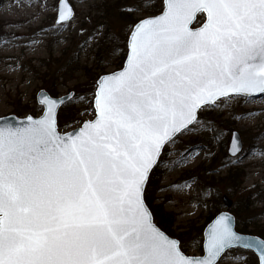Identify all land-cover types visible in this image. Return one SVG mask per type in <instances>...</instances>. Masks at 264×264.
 Masks as SVG:
<instances>
[{"label": "snow or ice", "instance_id": "obj_1", "mask_svg": "<svg viewBox=\"0 0 264 264\" xmlns=\"http://www.w3.org/2000/svg\"><path fill=\"white\" fill-rule=\"evenodd\" d=\"M197 13L206 20L193 31ZM68 19L60 11L54 24ZM128 44L79 132L57 134L54 101L39 120L0 124V264H218L236 246L264 264V240L238 235L227 217L205 256L186 257L143 199L163 147L199 123V109L264 93V0H167Z\"/></svg>", "mask_w": 264, "mask_h": 264}, {"label": "rangeland", "instance_id": "obj_2", "mask_svg": "<svg viewBox=\"0 0 264 264\" xmlns=\"http://www.w3.org/2000/svg\"><path fill=\"white\" fill-rule=\"evenodd\" d=\"M68 2L74 18L56 26L58 0H0V117L17 115L18 107L37 106L40 115L37 92L55 87L57 96L73 93L64 112L69 118L74 114L75 121L64 127L57 123L59 132L92 119L96 80L122 67L132 27L153 16L152 7L161 0ZM200 115L192 130L164 147L154 203L174 215L172 230L190 240L207 216L223 210L239 221L251 215V220L264 224V95L221 98L216 105L199 109ZM233 132L239 135L242 150L229 156ZM227 175L231 177L226 179ZM236 250L224 253L218 264H252ZM185 254L198 252L190 248Z\"/></svg>", "mask_w": 264, "mask_h": 264}, {"label": "water", "instance_id": "obj_3", "mask_svg": "<svg viewBox=\"0 0 264 264\" xmlns=\"http://www.w3.org/2000/svg\"><path fill=\"white\" fill-rule=\"evenodd\" d=\"M167 0H162V3H163V8L162 10L157 13V14H154L153 16H150V17H146V18H143L141 20H144V19H150V18H154V17H157V16H160L162 15L163 13V10H164V6L166 4ZM60 11H66L69 13V19L67 22H61L60 24L58 25H63V24H66L68 22H70L73 18H74V15H75V12L72 8V6L70 5V3L68 2V0H58V3H57V12H56V16H55V20L57 19L58 17V14ZM198 16H202V21L200 23H196V19ZM139 20V21H141ZM206 20V16L204 14H201V13H197L195 14V16L192 18L191 22L189 23V28L193 31L199 29L200 27H202L203 25V22ZM137 21L134 26L132 27L129 35H128V38H127V52H126V56H125V59H124V62H123V65L120 69L116 70V71H113V72H110V73H107V74H103L101 76L98 77V79L96 80V88H95V91H94V97H93V111H94V117L92 119H89V120H85L81 123V125L75 127V128H72L66 132H59L58 131V126H57V113H58V110L60 109V107H62L67 101H69L71 98H72V95L73 93L72 92H69L68 94H65V95H61V96H51L46 90L44 89H40L37 94H36V103L38 105H40L42 107V112L40 115H31V114H27V115H24V116H17V115H14V114H10V115H7V116H3V117H0V124H3L4 123V118H11L10 119V123L13 127L15 126H21V125H24V124H27V122L29 121V118H31V120H39L41 119L43 116H44V113L45 111L47 110V105H48V102L49 101H54L55 102V121H56V132L59 136H62V137H67L68 135L70 134H73V133H77L79 132L84 126L86 123L88 122H91L93 121L95 118H96V111H95V93L97 91V87H98V81L100 80L101 77H106V76H110L112 73H118L120 71L123 70L126 62H127V57H128V53H129V44H128V40H129V37L131 35V32L134 30V27L135 25L139 22ZM56 25V26H58ZM261 95H264V93H254L251 97H257V96H261ZM236 96H243V97H249V96H246L244 94H239V95H236ZM206 106V105H205ZM198 112V111H197ZM167 145V144H166ZM165 145V146H166ZM164 146V147H165ZM163 147V149H164ZM239 148V150H238ZM162 149V151H163ZM240 150H242V147H241V143H240V137L239 135L236 133V132H233L232 133V136H231V140H230V144H229V148H228V155L229 156H236ZM161 151V153H162ZM161 155V154H160ZM160 155L157 157V163L152 167V169H150L149 171V174H148V177H147V180L145 182V185H144V190H145V186L147 184V181H148V178H149V175L151 173V171L154 169V167H156V165L158 164L159 162V158H160ZM143 199H144V192H143ZM144 203H145V200H144ZM225 205L226 206H229L230 205V202L229 201H225ZM145 206L147 207V209L149 210V213H150V220H151V223L152 225L160 232L162 233L165 237H167L168 239L170 240H174V241H177L178 242V246H179V241L166 234L164 231H162L157 225L156 223L154 222L153 220V216H152V213L149 209V207L147 206V204L145 203ZM223 217H227L230 222H231V228L234 232H236L238 235L242 236V237H245V238H255V239H258V240H264L262 239L261 237L257 236V235H250V234H245V233H241L239 231L236 230L235 228V218L234 216L232 215V213H230L229 211H226V210H223V211H220L218 214H216L211 220L210 222H208L204 229H203V232H202V254H199V255H195V256H190V255H186L181 249V252L183 253V255H185L186 257H202V256H205L206 255V248H205V243H206V240H207V237H208V234H209V231L211 230V228L216 224V222L220 219V218H223ZM180 248V247H179ZM233 248H240V249H244V250H248V251H251L253 252V254L256 256L257 258V261H258V264H260V261H261V256H260V253L259 251L255 250V249H245V248H241V247H233ZM231 248V249H233ZM230 250V249H228ZM228 250H226L225 252H227ZM224 255V253L222 254V256ZM220 260V259H219Z\"/></svg>", "mask_w": 264, "mask_h": 264}, {"label": "trees", "instance_id": "obj_4", "mask_svg": "<svg viewBox=\"0 0 264 264\" xmlns=\"http://www.w3.org/2000/svg\"><path fill=\"white\" fill-rule=\"evenodd\" d=\"M162 7H163V4H162V0H161V3L159 2V5L152 7L153 9H152L151 13L152 14L159 13L162 10ZM119 14H121V16L124 15L125 18L130 16V15L124 14V13H119ZM200 18H201V16L197 17V21L200 20ZM125 56H126V52L124 53V55L122 57V62L120 64V66L123 65ZM94 86H95V83H93V87ZM46 91L51 96H57L58 95L57 89L55 87H52V88L46 87ZM70 104H71V102L67 101L58 110L57 123H58V126H60V127L69 126L70 123H73L75 121L72 119L74 114L71 116V118H69L66 115V113L64 112L69 107ZM36 106H37V103H36ZM18 108H16L15 113L17 115H20V116L26 115V114L36 115L37 111L39 110L38 106H37V108L36 107H34V108L20 107V109H18ZM198 120H201V115L198 116ZM157 166L158 165H156V167H154V169L151 171L149 178H148V181H147V184L145 186V190H144V200H145V203L147 204V206L149 207V209L152 213L154 222L166 234L178 239L179 247L184 253L187 252L188 249L193 248L198 252V254H202V232H203V229H204L205 225L214 217V215L216 213L214 215H212L213 217L212 216L206 217L207 219L204 222V224L201 225V227H199L197 229V233H196L197 237L195 239L194 238H192V240L186 239L182 233H176L175 231H173L171 227H172L173 222H174V215L171 213L165 212L161 206L154 203V198H155L154 196H155L156 191L159 189V182H160V178H161V174H162V171ZM230 177H231V175H227L225 178L229 179ZM249 206H250L249 204L246 205V207H249ZM250 217H251V215H250ZM250 217H245L244 219L241 218V221H239L238 218H235L236 230L241 232V233H245V234H254V235H257V236L261 237L262 239H264V224H257V222L255 220H251ZM252 219H254V218H252ZM253 221H255V222H253ZM236 251H238L239 253L245 254L247 256V259L251 260L252 264H258L256 256L251 251H245V250H241V249L236 250Z\"/></svg>", "mask_w": 264, "mask_h": 264}]
</instances>
